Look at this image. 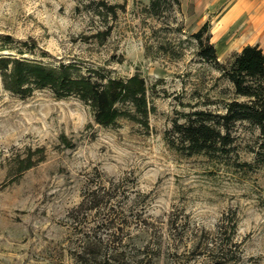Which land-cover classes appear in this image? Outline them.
I'll use <instances>...</instances> for the list:
<instances>
[{
  "label": "rangeland",
  "instance_id": "obj_1",
  "mask_svg": "<svg viewBox=\"0 0 264 264\" xmlns=\"http://www.w3.org/2000/svg\"><path fill=\"white\" fill-rule=\"evenodd\" d=\"M149 5L0 0V55L51 66L75 63L83 73L140 74L152 108L148 125L122 118L105 126L76 95L2 88L0 264H82L77 232L97 234L114 248L108 238L118 227L117 235L126 236L118 252L126 264H264V138L258 127L238 122L231 150L217 157L171 145L178 136L174 126L186 122L187 113L224 112L236 97L233 83L200 57L193 34L222 18L220 30L227 28L223 22L231 26L224 42L236 50L263 43L264 14L256 10L264 0H223L211 13L204 6L209 0H182L162 17L151 15ZM100 181L120 188L112 211L127 223L113 219L96 227L111 206L79 208L88 187ZM138 250L147 253L131 257Z\"/></svg>",
  "mask_w": 264,
  "mask_h": 264
},
{
  "label": "trees",
  "instance_id": "obj_2",
  "mask_svg": "<svg viewBox=\"0 0 264 264\" xmlns=\"http://www.w3.org/2000/svg\"><path fill=\"white\" fill-rule=\"evenodd\" d=\"M182 0H150L148 11L151 15L162 17L167 13L180 8ZM109 13L117 15L113 5L106 4ZM212 21L208 20L199 31L193 34L198 43V53L207 62L212 63L234 85L235 94L232 100L226 103L224 112L196 110L186 114L187 121L176 122L174 133L177 140L172 139L171 145L188 155L208 154L218 156L231 150L235 142L233 132L238 122H250L258 127L264 138V50L259 44H248L240 52H234L228 63L219 59L218 50L212 41ZM14 54L0 55V94L2 88L19 93H32L35 89L48 88L57 97L76 95L91 105L95 119L105 126L115 125L122 118L133 119L148 125L152 108L149 106L148 84L140 74L122 78L114 77L105 70H90L83 73L75 63H62L60 66H51L37 60L25 59ZM246 98V100H240ZM31 165L25 167L29 168ZM94 183V182H93ZM95 185V186H94ZM92 188L84 194L85 203L90 210L111 206L103 222L96 224L102 227L104 221L118 219L127 223L120 214L112 211L117 206L116 198L121 193L120 188L107 181L95 182ZM115 192V194L113 193ZM122 195V193H121ZM104 227V226H103ZM116 226H112L114 228ZM108 229H112L107 225ZM123 229V228H122ZM117 231L111 233L112 248L105 246L102 237L80 230L77 232L83 241L77 255L82 264H126L125 253L119 252L124 246L125 237H119ZM117 235V236H116ZM135 249V248H132ZM146 251L136 252L131 257H139Z\"/></svg>",
  "mask_w": 264,
  "mask_h": 264
},
{
  "label": "crops",
  "instance_id": "obj_3",
  "mask_svg": "<svg viewBox=\"0 0 264 264\" xmlns=\"http://www.w3.org/2000/svg\"><path fill=\"white\" fill-rule=\"evenodd\" d=\"M222 2H223V0H209V6H206V5H204L205 6V8L206 7H209L208 8V11L211 13V12H214V5H218V4H222ZM212 4V5H211ZM240 6V5H239ZM204 8V9H205ZM237 9H239L238 8V6H237ZM259 10H261L260 12H259ZM259 10H256V12L257 13H263L264 14V5H263V7L262 8H260ZM245 11V10H244ZM244 11H241L237 16L239 17L240 15L242 16V15H244ZM243 13V14H242ZM234 14L233 13H231V14H229L228 15V19H233L234 17ZM221 19L222 18H220L219 19V21H218V23L217 24H214V27H212V34H213V37H212V41L215 43V45H216V47H217V50H218V55H219V59L221 60V61H223L222 60V58L223 57H225V56H229L233 51H235L236 50V48H234L235 47V45L234 44H232L233 42L231 41V43L230 44H228L227 42H229V39H225V41L226 42H224V38H223V34L225 33V32H228L229 30L231 31V29H230V25L229 24H227L226 25V22H223V24L225 25V26H227V28H222L221 30L218 28L219 27V23H220V21H221ZM262 25H263V21L260 23V22H256V26H257V28H262ZM260 42H258V43H246L245 45H243L239 50L237 49L235 52H240L243 48H244V46H246V45H248V44H259ZM225 44H227L228 45V48H229V50H225V51H223L222 50V46L223 45H225ZM262 48H263V50H264V42L263 43H260L259 44Z\"/></svg>",
  "mask_w": 264,
  "mask_h": 264
}]
</instances>
